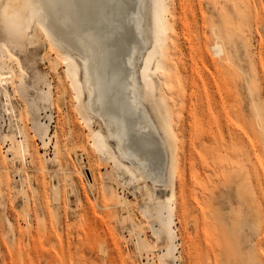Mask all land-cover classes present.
Segmentation results:
<instances>
[{
    "label": "rangeland",
    "instance_id": "374dc122",
    "mask_svg": "<svg viewBox=\"0 0 264 264\" xmlns=\"http://www.w3.org/2000/svg\"><path fill=\"white\" fill-rule=\"evenodd\" d=\"M150 23L138 70L166 86L172 106L160 104L159 113L174 149L173 172L155 188L119 166L112 143L110 151L94 146L105 127L76 100L68 68L78 57L41 25L39 40L31 43L28 30L21 50L0 29V68L14 71L10 105L0 86V264H264V212L239 202L237 180L229 172L221 180L218 160L226 117L245 140L263 142L264 0H161ZM48 55L57 58L56 72ZM167 65L174 82L166 81ZM83 141L89 154L77 161L73 149ZM143 150L152 168L164 167L160 145ZM57 158L77 171L78 197L68 200ZM119 195L127 205H118ZM163 204L172 217L169 236L158 219Z\"/></svg>",
    "mask_w": 264,
    "mask_h": 264
},
{
    "label": "bare ground",
    "instance_id": "6f19581e",
    "mask_svg": "<svg viewBox=\"0 0 264 264\" xmlns=\"http://www.w3.org/2000/svg\"><path fill=\"white\" fill-rule=\"evenodd\" d=\"M160 3L161 0H0V29L10 36L9 46L21 50L22 39L28 30L31 43L32 38L39 40L41 25L71 58L78 57L79 65L72 62L68 68L77 92L76 100L82 106V113L98 117L105 127V135L98 134L94 146L110 151L112 143L118 153L119 166L138 176L146 188L150 187L148 180L154 188L160 183L166 185V173L173 172L172 161L168 164L174 150L173 137L159 113L160 104H165L167 109L172 106L164 91L166 86L157 83L150 73L140 74L138 70L139 60L152 41L150 19L160 9ZM47 60L50 69L56 72L57 58L48 55ZM167 69L166 81L174 82L173 67L167 65ZM178 69V77L183 81L184 75ZM13 77L12 69L0 68V86L8 105L11 96L7 85ZM221 101L222 109L225 102ZM225 119L219 133L221 180H227V172L233 173L239 202L251 210L253 203L259 212H264V187L261 185L264 179V130L261 134L263 142L259 144L248 136L245 140V136L234 130L233 121L228 117ZM107 139L109 144L104 141ZM153 142L161 146L167 157L164 167L157 171L151 167V159L143 150V146ZM73 153L77 161H81L89 154L88 144L83 141ZM56 161L64 177L68 200L69 195L78 197L73 181L77 171L69 167L68 161L64 164L59 158ZM22 169H27V165L23 164ZM104 179L111 180L109 171L104 172ZM95 180L96 176L91 172L89 185ZM260 185L261 191H258ZM54 192L58 194V184H54ZM127 203L124 195L118 196V205ZM163 207L165 214L158 219L163 232L169 236L172 217L169 207L166 204ZM8 224L12 225L10 221ZM254 225L259 227L256 221ZM101 252L104 253L103 249Z\"/></svg>",
    "mask_w": 264,
    "mask_h": 264
}]
</instances>
